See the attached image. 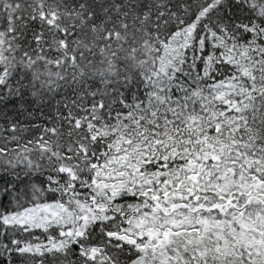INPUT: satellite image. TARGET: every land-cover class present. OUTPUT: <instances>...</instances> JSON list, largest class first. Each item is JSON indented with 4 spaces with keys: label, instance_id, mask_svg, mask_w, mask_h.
Listing matches in <instances>:
<instances>
[{
    "label": "snow or ice",
    "instance_id": "6c2138e0",
    "mask_svg": "<svg viewBox=\"0 0 264 264\" xmlns=\"http://www.w3.org/2000/svg\"><path fill=\"white\" fill-rule=\"evenodd\" d=\"M0 264H264V0H0Z\"/></svg>",
    "mask_w": 264,
    "mask_h": 264
}]
</instances>
